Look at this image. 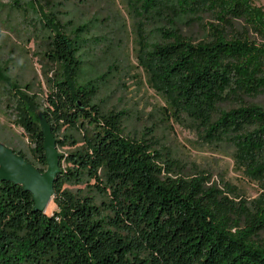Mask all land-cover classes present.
<instances>
[{"label": "trees", "instance_id": "obj_1", "mask_svg": "<svg viewBox=\"0 0 264 264\" xmlns=\"http://www.w3.org/2000/svg\"><path fill=\"white\" fill-rule=\"evenodd\" d=\"M127 1L140 25L152 24L136 42L150 88L207 144L229 147L259 194L248 198L188 168L148 131L126 136L125 112L97 101L111 67H89L88 25L71 38L51 17L46 58L59 70L47 75L44 115L57 147L73 150L62 155L54 211L34 213L32 194L0 183V264H264V106L255 102L264 96V8L249 0ZM181 22L198 24L204 38L184 35ZM15 110L34 148L12 149L45 172L41 127L24 99Z\"/></svg>", "mask_w": 264, "mask_h": 264}, {"label": "rangeland", "instance_id": "obj_2", "mask_svg": "<svg viewBox=\"0 0 264 264\" xmlns=\"http://www.w3.org/2000/svg\"><path fill=\"white\" fill-rule=\"evenodd\" d=\"M249 1L264 8V0ZM51 17L59 19L71 38L77 26L88 25L84 36L89 40L88 49L93 50V65L89 67L101 72L111 67L97 101L105 111L125 112L126 136L140 138L148 131L188 168L194 164L211 173L218 184L225 180L248 198L258 196V186L235 169L232 150L211 146L199 138L189 125L168 114L163 98L150 88L136 59V42L139 29L149 33L152 24L143 21L140 25L127 0H0V142L29 155L34 148L24 129L15 124V107L19 98L24 99L40 124L50 92L47 75L54 76L59 70L46 58L44 41ZM179 28L195 40L204 38L198 24L181 22ZM255 102L264 106V96ZM58 150L66 155L73 147ZM81 187L86 188V184ZM49 207V211L56 209L53 202Z\"/></svg>", "mask_w": 264, "mask_h": 264}, {"label": "water", "instance_id": "obj_3", "mask_svg": "<svg viewBox=\"0 0 264 264\" xmlns=\"http://www.w3.org/2000/svg\"><path fill=\"white\" fill-rule=\"evenodd\" d=\"M47 169L41 172L23 155L0 142V183L9 182L32 194L34 213H46L55 196V184L62 175V154L57 139L44 114L40 115Z\"/></svg>", "mask_w": 264, "mask_h": 264}]
</instances>
